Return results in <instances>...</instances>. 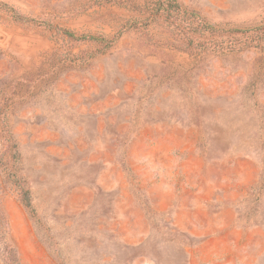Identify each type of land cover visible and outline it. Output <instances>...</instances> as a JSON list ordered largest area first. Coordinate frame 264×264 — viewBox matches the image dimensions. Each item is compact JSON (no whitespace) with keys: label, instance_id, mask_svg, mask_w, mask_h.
Here are the masks:
<instances>
[{"label":"rangeland","instance_id":"obj_1","mask_svg":"<svg viewBox=\"0 0 264 264\" xmlns=\"http://www.w3.org/2000/svg\"><path fill=\"white\" fill-rule=\"evenodd\" d=\"M161 1L0 0V264H264V0Z\"/></svg>","mask_w":264,"mask_h":264},{"label":"trees","instance_id":"obj_2","mask_svg":"<svg viewBox=\"0 0 264 264\" xmlns=\"http://www.w3.org/2000/svg\"><path fill=\"white\" fill-rule=\"evenodd\" d=\"M167 3L172 2L173 0H164ZM164 1H161V3H165ZM176 8L179 9V5H176ZM199 23L202 24V26L206 25L205 27L207 28H213L210 25H207V23L202 19L198 18ZM206 28V29H207ZM204 29V30H206ZM229 37L225 38L223 36V41L227 42H232L234 41V36L236 35L234 33H229ZM6 125V124H5ZM0 143H1V149H0V193L2 191V185L3 183L10 181V183L15 187L17 190V196L18 199L25 205L28 206L30 205V200H29V190L23 181L22 177L19 176L18 170L11 168L10 164V158H11V153L15 147V142L13 140L12 135L10 134V130L7 129L5 132H3L0 135ZM2 223H6L2 214V209H1V196H0V225ZM13 262V259H12Z\"/></svg>","mask_w":264,"mask_h":264}]
</instances>
